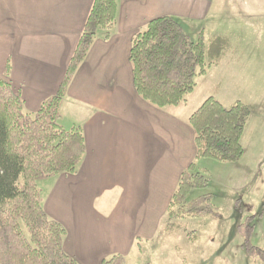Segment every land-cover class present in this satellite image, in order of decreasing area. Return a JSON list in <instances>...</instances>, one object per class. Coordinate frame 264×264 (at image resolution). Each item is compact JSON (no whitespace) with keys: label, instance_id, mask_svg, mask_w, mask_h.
Wrapping results in <instances>:
<instances>
[{"label":"crops","instance_id":"0c3cea01","mask_svg":"<svg viewBox=\"0 0 264 264\" xmlns=\"http://www.w3.org/2000/svg\"><path fill=\"white\" fill-rule=\"evenodd\" d=\"M93 3L0 0V77L27 112L58 92ZM208 10L207 0H118L112 36L99 32L77 70L59 123L82 130L85 155L75 173L43 179L55 182L41 194L78 264L128 257L136 241L154 239L168 223L180 177L195 160L189 118L209 97L191 104L194 91L185 104L164 109L146 103L134 88L132 40L154 19L203 20Z\"/></svg>","mask_w":264,"mask_h":264},{"label":"trees","instance_id":"16d2710c","mask_svg":"<svg viewBox=\"0 0 264 264\" xmlns=\"http://www.w3.org/2000/svg\"><path fill=\"white\" fill-rule=\"evenodd\" d=\"M117 15L118 0H94L58 92L38 111L27 112L11 83L0 77V264H78L64 250L66 229L44 210L38 182L75 173L84 158L83 132L60 125L61 107L98 33L110 39ZM231 48L228 38L206 40L203 32L193 41L174 17L154 19L132 40L129 59L136 93L159 109L185 104L197 79L220 64ZM252 111L241 101L225 107L209 97L190 116L195 160L182 173L170 201L167 213L172 223L166 230H173L180 219L220 216L211 194L187 200L192 191L209 184L207 174L196 171L195 161H240L244 155L241 141ZM253 228L239 226L247 252L264 264V250L248 242ZM102 264L128 263L125 256L116 254Z\"/></svg>","mask_w":264,"mask_h":264},{"label":"rangeland","instance_id":"374dc122","mask_svg":"<svg viewBox=\"0 0 264 264\" xmlns=\"http://www.w3.org/2000/svg\"><path fill=\"white\" fill-rule=\"evenodd\" d=\"M207 2L205 19L180 18V25L193 41L204 32L206 40L228 38L232 48L197 79L190 103L213 96L225 107L237 101L250 105L253 111L241 141L244 155L235 165L213 159L196 163L209 184L192 191L187 200L211 194L219 217L180 219L170 233L165 230L172 222L165 220L154 239L136 241L128 264H263L247 252L239 226H253L248 242L264 250V0ZM54 182L40 180L38 186L41 190Z\"/></svg>","mask_w":264,"mask_h":264}]
</instances>
